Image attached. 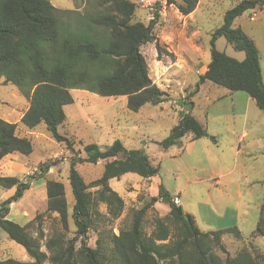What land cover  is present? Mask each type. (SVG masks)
Masks as SVG:
<instances>
[{"label": "trees", "instance_id": "1", "mask_svg": "<svg viewBox=\"0 0 264 264\" xmlns=\"http://www.w3.org/2000/svg\"><path fill=\"white\" fill-rule=\"evenodd\" d=\"M200 1L180 0L177 8L189 16ZM137 8V0H87L77 3L73 10L58 9L50 0H0V82L16 86L28 101L29 107L21 118L28 129L44 124L55 141L74 151V141L59 132L67 120L65 106L75 102L72 90L102 97H127L128 109L133 112L148 104L158 106L168 101L167 92L150 77L149 64L142 53L143 46L155 44L158 58L162 57L164 49L155 31L159 15L145 24L136 21ZM263 8L264 0H241L226 12L223 25L213 34L207 71L199 75L192 96L199 93L202 84L210 82L231 93H246L264 112L260 51L253 38L241 27H234L245 13ZM219 38L244 52L245 60L238 61L218 50ZM194 105L193 100L185 102L184 116L170 136L159 143L165 150L186 135L193 141L206 135L207 129L192 115ZM210 137L216 143V137ZM33 151L32 140L19 135L17 124L0 118V162L8 155L30 156ZM82 153L84 157L77 156L71 162L68 179L72 206L64 184L47 181L45 213L58 214L62 224V230L49 238L41 224H36L43 214L26 225L8 218L11 205L24 197L31 182L0 175L1 187L15 189L14 195L0 204V229L31 259H0V264H264V252L254 243L264 238V198L257 227L249 243L235 256L229 254L223 236L229 234L243 241L238 227L202 231L195 218L174 202L179 196H172L163 186L158 196L132 211L129 225L116 234L113 222L122 216L125 202L111 188L110 181L128 173L152 179L160 167L145 151L128 149L120 140L106 148L88 144ZM100 161H105L102 176L87 184L77 171V164L96 165ZM53 165H42L40 175ZM92 188L97 189L91 191ZM159 201L170 211L165 217H156L154 229L148 233V213ZM100 205L107 207V215L101 214ZM70 221L80 240L68 237ZM91 231L97 236L95 246L88 242Z\"/></svg>", "mask_w": 264, "mask_h": 264}, {"label": "rangeland", "instance_id": "2", "mask_svg": "<svg viewBox=\"0 0 264 264\" xmlns=\"http://www.w3.org/2000/svg\"><path fill=\"white\" fill-rule=\"evenodd\" d=\"M81 1L87 2L50 0L61 10H73ZM240 1L201 0L199 8L189 16L180 13L178 3L161 9L155 31L164 49L162 57L158 58L155 44L143 46L142 53L148 61L150 77L167 92L168 101L158 106L148 104L139 112H133L128 109L127 97H102L88 91L72 90L75 102L65 106L67 120L59 132L74 141V151L65 143L55 141L44 124L28 129L21 122L29 107L28 101L16 86L1 81L0 118L16 123L19 135L30 138L34 145L30 156L13 154L0 162L1 176L31 182V188L24 197L11 205L8 218L26 225L43 214L36 224H41L46 238L62 230L58 214L45 213L47 181L62 182L68 203L72 206V189L68 179L72 159L84 157L82 150L88 144L95 143L106 148L120 140L128 149L145 151L159 165L160 172L152 179L128 173L110 181L111 188L125 202L122 216L113 222L114 233L119 234L120 228L129 225L132 211L143 208L152 197L158 196L163 186L172 196L181 198L184 211L195 218L202 231L214 232L231 227L241 230L243 241H237L229 234L223 236L231 256L245 247L257 227L264 198V112L253 100L246 105L244 100L234 99L233 102L231 97L210 102L204 95L192 96L201 68L211 61L213 34L223 25L226 12ZM137 7L136 21L148 24L149 13L138 1ZM251 16L255 17L254 21ZM239 26L254 39L260 51L264 78V12L245 13L235 21L234 27ZM216 47L238 61L245 60V53L236 51L225 38H219ZM168 53H173L174 57L168 56ZM208 83L215 88L216 95L229 92ZM237 94L248 96L244 92ZM192 100L195 104L192 115L204 125L208 136L193 141L190 135H186L177 145L165 150L159 143L170 136L171 130L186 112L185 102L187 104ZM244 131L247 138L242 137ZM210 136L216 137V143ZM240 137L242 141L238 143ZM47 163L54 165L40 175L41 166ZM104 165L105 161L96 165L84 163L77 164L76 169L90 184L102 176ZM14 193L15 189L6 190L0 186V204ZM232 209L237 210L238 215ZM99 211L107 215L105 205H100ZM169 211L166 204L157 202L148 213L147 232L153 231L156 217H165ZM75 230L70 221L68 237L80 240L81 236ZM96 239V233L91 231L89 244L95 246ZM254 243L264 252V238H258ZM42 249L46 250L44 246ZM9 258L31 260L26 250L0 229V259Z\"/></svg>", "mask_w": 264, "mask_h": 264}, {"label": "crops", "instance_id": "3", "mask_svg": "<svg viewBox=\"0 0 264 264\" xmlns=\"http://www.w3.org/2000/svg\"><path fill=\"white\" fill-rule=\"evenodd\" d=\"M200 5H201V2H200ZM199 8V7H198ZM261 12H264V8L262 9V10H260ZM250 19H251V17H250ZM239 27H241V26H239ZM242 28V27H241ZM243 29V28H242ZM252 38V37H251ZM204 67V69H202ZM202 68H201V71L199 72V74L201 75V74H204L206 71H207V67H208V65L207 66H203ZM216 90H215V88L211 85V84H209L208 82H206V83H204V84H202L201 85V87H200V90H199V95H204V97H205V99L207 100V101H210V102H215V101H218V100H220V99H222L223 97H231V98H233V102H234V99L235 100H244V102H245V104L246 105H249L250 104V101L252 100V98H250L249 96H243V95H239V94H237V92H235V93H231V92H226L225 94H223V95H216V92H215ZM254 101V100H253ZM242 137L243 138H247L248 136H247V132L246 131H244L243 133H242ZM242 141V139H241V137H240V139H239V141H238V143H240ZM179 199V203L181 204V198L179 197L178 198ZM232 212L233 213H236V215H238V211L237 210H233L232 209Z\"/></svg>", "mask_w": 264, "mask_h": 264}, {"label": "built area", "instance_id": "4", "mask_svg": "<svg viewBox=\"0 0 264 264\" xmlns=\"http://www.w3.org/2000/svg\"><path fill=\"white\" fill-rule=\"evenodd\" d=\"M139 5L145 9L150 15V21L157 18L162 14L161 9H166L168 5L175 6L180 0H137ZM159 17V16H158ZM251 20L254 21L255 17L251 16ZM175 203H179L178 199H175Z\"/></svg>", "mask_w": 264, "mask_h": 264}, {"label": "water", "instance_id": "5", "mask_svg": "<svg viewBox=\"0 0 264 264\" xmlns=\"http://www.w3.org/2000/svg\"><path fill=\"white\" fill-rule=\"evenodd\" d=\"M206 136H208V135H206Z\"/></svg>", "mask_w": 264, "mask_h": 264}]
</instances>
